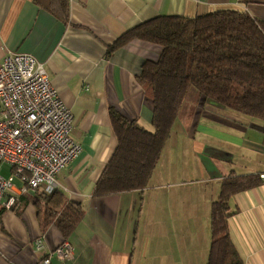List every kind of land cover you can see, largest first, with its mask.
<instances>
[{
	"label": "crops",
	"instance_id": "obj_1",
	"mask_svg": "<svg viewBox=\"0 0 264 264\" xmlns=\"http://www.w3.org/2000/svg\"><path fill=\"white\" fill-rule=\"evenodd\" d=\"M218 10L264 21V0H67L65 12L59 0H0V64L10 52L35 56L73 114L71 135L80 150L62 169L58 190L84 211L65 236L55 219L43 218V188L8 191L2 200L18 199L0 211V264H40L64 240L73 256L52 257L53 264L207 263L211 205L223 178L264 175V122L196 90L194 109L182 104L146 187L105 195H95V187L118 144L112 111L153 130L154 103L137 76L145 60L161 53L140 39L107 54L109 46L157 15L192 18ZM261 178L230 200L229 232L245 264H264Z\"/></svg>",
	"mask_w": 264,
	"mask_h": 264
},
{
	"label": "trees",
	"instance_id": "obj_2",
	"mask_svg": "<svg viewBox=\"0 0 264 264\" xmlns=\"http://www.w3.org/2000/svg\"><path fill=\"white\" fill-rule=\"evenodd\" d=\"M63 12L67 0H59ZM61 19L66 20L64 16ZM134 39L161 47L156 60L142 63L138 81L154 103L149 130L112 111L118 144L95 187V195L148 185L191 88L204 99L264 122V21L245 12L218 10L183 17L157 15L127 29L110 54ZM260 175H228L211 205V245L206 264H245L229 232L232 196L262 183ZM45 193L44 220L68 236L84 211L58 189Z\"/></svg>",
	"mask_w": 264,
	"mask_h": 264
},
{
	"label": "built area",
	"instance_id": "obj_3",
	"mask_svg": "<svg viewBox=\"0 0 264 264\" xmlns=\"http://www.w3.org/2000/svg\"><path fill=\"white\" fill-rule=\"evenodd\" d=\"M73 114L47 74L45 64L27 52H10L0 64V211L10 210L19 193L43 188L51 193L63 186L61 171L80 150L71 135ZM10 174H2L3 164ZM264 177V175H261ZM20 185H16L15 179ZM42 239L37 247H42ZM64 240L41 260L53 264L73 256Z\"/></svg>",
	"mask_w": 264,
	"mask_h": 264
},
{
	"label": "rangeland",
	"instance_id": "obj_4",
	"mask_svg": "<svg viewBox=\"0 0 264 264\" xmlns=\"http://www.w3.org/2000/svg\"><path fill=\"white\" fill-rule=\"evenodd\" d=\"M194 91L196 92V89H194V88H191L188 91V93H187V95L185 97V101L183 103L184 107L186 106V104L191 105V110L194 109L195 103L198 100L196 98V95L193 94ZM2 166H3L2 174L5 175V176L9 175L10 174V171L8 170L9 169V165L7 163H4ZM15 181L19 182L17 178L15 179Z\"/></svg>",
	"mask_w": 264,
	"mask_h": 264
}]
</instances>
